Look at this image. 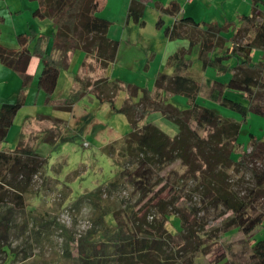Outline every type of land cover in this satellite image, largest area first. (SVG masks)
<instances>
[{
	"label": "trees",
	"instance_id": "16d2710c",
	"mask_svg": "<svg viewBox=\"0 0 264 264\" xmlns=\"http://www.w3.org/2000/svg\"><path fill=\"white\" fill-rule=\"evenodd\" d=\"M36 1L37 7L32 9L31 17L48 18L53 29L40 31L29 26L15 34L13 45L0 40V63L16 72L20 78L13 101L0 103V202L7 197L10 189H15L18 191L15 196L21 203L22 186L18 183L29 185L45 159L35 147L22 143V131L19 132L13 149L8 150L2 146L15 113L24 105L34 81V74L29 73L27 68L30 58L37 56L40 71L35 80L33 100L36 101L42 92L44 103L50 105L52 110H69L70 106L88 92L94 94L101 103L107 102L113 112L128 117L133 115L138 105H142L139 117L129 119L130 129L124 134L125 140L133 142L138 152L133 171L132 167H126L125 170H131L126 177L131 187L133 184V191L140 199L148 195H151V199L158 197L171 178H176L178 184L182 182V190L187 187L189 180H193L194 186L191 190L200 195L198 206L183 203L182 206L173 207L175 220L171 222L178 226L176 233H181L183 229L188 230L190 239L194 240L187 251H183L182 247L171 248L168 236L160 228L162 222L156 227L153 223L143 221L136 229L132 222L130 225L127 220L116 217L117 224L127 232L123 238L111 243L117 262L193 264V258L198 253L210 251L205 239H215L211 233L203 230L197 232L202 229L197 213L212 209L218 210L220 216H223L220 226L214 228L218 233L237 228L242 237L241 246L237 250L229 249V257H215L211 264L223 259L221 264H264V237L256 240L250 247L244 240L247 234L263 225L264 210H260L253 202L239 198L234 190L223 185L229 170L241 163V160L233 158V152L242 120H245L248 112L264 116V93L258 90L259 87L264 89V56L254 58L255 50H258V55L264 49V0H250L248 13H240L235 19L226 18L221 24L198 21L184 14L176 17L180 13V4L176 0H170L160 8L155 26L161 28L168 39L188 40L187 48L176 50L166 57L165 64L172 68V72L158 71L152 88L107 77L90 82L87 73L75 72L74 85L70 87L62 104H51L49 100L56 88L59 72L68 69L70 54L82 50L93 56L101 67H106L117 55L119 40L107 36L109 22L96 15L101 5L100 0ZM144 8L145 3L142 0H129L124 23L133 21L143 27ZM161 14L174 16V19L165 24ZM257 15L262 16V20H257ZM3 19L0 15V22ZM90 33L95 35L89 37ZM87 39H90L89 45H86ZM194 47L201 69L211 68L215 72L214 77L206 76L199 81L184 73L191 65L187 55ZM229 60H233V63H229ZM102 83L125 91L120 106H115L112 94H101ZM174 94L186 98L184 108L169 101ZM203 100L212 101L236 112L241 121L222 116L215 108L204 105ZM154 112L176 127L173 136L149 119ZM42 114L36 112L34 115H26L22 125ZM46 116L51 120L50 126L39 129L34 136L38 142H48L54 146L62 138L59 122L51 114ZM250 137L253 140L252 149L259 143L264 145V140L254 138L252 133ZM176 160L184 166L183 174L179 168L174 167L167 174L157 175ZM155 171H158L157 174ZM254 175L257 185L264 186V170L254 172ZM213 176L218 179L216 177L217 180H213ZM18 177H22L21 182L17 180ZM218 233L215 234L216 239ZM98 243L106 242L100 240ZM172 250L175 251L173 255L169 253ZM180 252L184 254L176 258L175 254Z\"/></svg>",
	"mask_w": 264,
	"mask_h": 264
},
{
	"label": "rangeland",
	"instance_id": "374dc122",
	"mask_svg": "<svg viewBox=\"0 0 264 264\" xmlns=\"http://www.w3.org/2000/svg\"><path fill=\"white\" fill-rule=\"evenodd\" d=\"M180 1L188 11H192L191 16L195 20L203 19L205 10L198 1L192 3L185 0ZM225 1H220L222 5L220 2L213 1L212 8L208 13L212 17L217 16L222 20L220 13L227 11L230 3H232L231 8L238 2V6L241 3L244 5L242 0ZM27 2L30 1L0 0V15L5 18L3 22H0V40L3 43L8 44L15 41L11 26L14 23L11 18L16 17L17 22H25V17H18L15 12L18 7H24ZM223 2L225 3L223 4ZM33 6L34 2L32 1L31 7ZM261 6L260 4V8ZM231 10L228 13H231ZM144 11L143 19L147 24L145 30L151 33L155 28L156 21V18H153L154 10L150 5H147ZM162 17L166 24L169 15L162 14ZM262 18L257 15V20L260 21ZM116 27H118L117 22L113 25L111 34L114 33ZM115 31L116 37H124L123 39L127 40L128 35L124 29L120 27ZM94 35L95 33H90L88 36L93 37ZM87 41L86 45H89L90 39ZM148 43L150 49L155 50L160 47L157 38L151 37L148 39ZM139 49L141 50V47L138 45L132 46L127 42H122L118 50L117 64L128 69L129 65L127 66V64L132 61V55L138 53L139 56ZM188 57L191 60V65L184 71L186 75L200 81L214 72L211 68L201 69L200 61L196 57V50ZM33 58L39 60L38 57L33 56ZM138 58L134 57L136 62L139 60ZM159 59L160 57L157 56L154 61L149 62L151 70L157 67ZM145 60L147 58L142 57L141 64ZM228 62L233 63V60ZM82 65L80 72L87 73L90 82L103 77L120 79L115 78L116 75L111 76L109 70L106 74L97 71L96 73L86 72L87 64L83 61ZM96 66L98 65L95 64V68H97ZM39 71L40 63L38 62V66L33 72L34 81L30 86L26 101L16 111L14 121L2 146L8 150L13 149L17 143L19 132L22 131L24 136L22 143L35 147V150L45 159L29 185L18 183L22 186L21 203L15 196V192H18L15 189H10L7 197L0 202V240L2 241L0 242V264H122L115 259L111 244L117 239L123 238L124 233L127 234L126 229L117 224V218L127 220L130 225L132 222V226L136 229H138L137 225L143 221L153 223L156 227L159 226V222H162L160 228L162 233L168 236L167 240L171 248L182 247L183 251H187L194 240L190 239L188 230L183 229L181 233H176L178 226L172 223L175 220V215L172 212L174 206H182L183 203L199 205V193L191 190L194 181L189 180L187 187L182 190L180 188L182 182L178 184L176 178H171L167 182V187L158 197L151 199L149 198L151 195H148L140 199L133 191V184L131 187V183L126 177L131 170L125 169L132 167L133 171L138 152L133 142L125 140L124 134L130 129L129 119L139 117L142 105H138L133 115L128 117L122 113L113 112L107 102L101 103L94 94L88 92L70 106L69 110H52L50 105L44 103L43 98H40L37 104L34 103L35 80ZM63 72V70L60 71L61 81L56 85L51 100L56 104L63 103L65 93L69 91V87L74 85L71 76L68 77L67 74H65V81L63 77L65 72ZM14 74H16L15 77L10 78L7 82H1L5 78L0 76L1 102L13 101L16 95L20 79L16 72ZM127 75L132 78V82L126 80L127 82L142 87H148L154 81V76L150 77L151 72L147 73L142 67H139V71L136 73L133 70L132 73L127 71ZM100 89L103 95L112 94L115 106H120L125 97L123 89L104 83L101 84ZM258 90L264 93V89L261 87ZM262 93L260 97L263 100ZM234 97L237 96L234 95ZM169 101L179 108L186 106V98L182 95L174 94L169 98ZM202 103L215 108L222 116L241 121L240 116L230 109L208 100H203ZM35 112L44 115L42 114L37 119L33 118L22 126L25 115H33ZM47 114L56 117L60 126L62 138L54 146L48 142H38L34 136L39 129L50 126L51 120L46 116ZM149 119L167 134L171 136L175 134L176 127L170 121L162 118L159 113H152ZM251 133L254 138L264 140L263 115L248 112L245 120H242L233 152V158L241 160V163L229 170L224 181L225 184H222L234 190L239 198L253 202L260 210H264V186L257 185L254 175V172L264 170V145L259 143L252 149ZM84 142L87 144L85 145ZM174 167L179 168L181 174L184 173L185 168L179 160L171 163L158 174V171L154 173L161 176L167 174V171ZM153 170H156V167H153ZM157 175L154 179L157 178ZM216 177L213 176V180ZM17 180L21 182L22 177H18ZM251 190L253 193H250ZM158 199L160 200L158 201ZM165 215L167 216L165 217ZM186 215L191 216L190 214ZM197 216L199 224L202 225V229L197 232L203 230L206 233H211L215 239H205L210 251L203 254L198 253L193 258V264H211L215 257H229V249L235 251L241 246L242 235L237 228L219 233L214 229L220 226L223 218L218 210H201ZM216 233H218L217 239ZM263 237L264 223L247 234L244 240L250 247L256 240ZM100 240L106 243H98ZM94 247L100 249L95 250ZM174 252L173 250L169 251L172 255ZM183 254L184 252L177 253L175 257L179 258ZM223 261L224 259L216 264H221Z\"/></svg>",
	"mask_w": 264,
	"mask_h": 264
},
{
	"label": "crops",
	"instance_id": "0c3cea01",
	"mask_svg": "<svg viewBox=\"0 0 264 264\" xmlns=\"http://www.w3.org/2000/svg\"><path fill=\"white\" fill-rule=\"evenodd\" d=\"M29 1L30 2H27V4L24 7H22V8L18 7L16 9V12H15V13L18 14V17H20V16L25 17V19H26L25 22H19V21L17 22V20H16L17 18L16 17H12L11 18L13 23H14V24L11 25L12 26V32L14 33V36H15V34L18 31L26 30L27 27H29V26H32L36 30H40V31H43V30L47 31V30L53 29V24H52L51 20H49L48 18L37 19V18L31 17V11H32V9L37 7V1L36 0H29ZM32 1L34 2V6L33 7H31ZM142 1L145 3V6L150 5V7L154 10V17L153 18L157 19V16L160 14V8L162 6H164V5H166L170 0H147V1L146 0H142ZM176 1H178L179 4H180V13L178 15H176V17H179L181 14L190 15V16L192 15L191 14L192 11H188V9H186L185 6H183V4H181L180 0H176ZM194 1H198V3H200V5L204 8L205 15L203 16L202 21L207 22V23L208 22H215L217 24H221L223 22V20L226 19V18L227 19H235L236 16H238V14H240V13H248L250 11V0H242L244 5H242V3H241L238 6V4H239V2H238L237 5L235 4L233 8H231L232 3H230L229 4V9H227V11H223V12L220 13V16L222 18V20H220L217 16L212 17L208 12H209V9L212 8L211 4H212L213 1L218 3L221 0H193V1L188 2V3H192ZM223 1H225V0H223ZM128 2H129V0H100L101 5H100V8L97 11L96 15L98 17L103 18V19H105V20H107L109 22V26H108V29H107V36L109 38L119 40L118 50H119V47H120L122 42H127L129 45H132V46L138 45V46L141 47V50L140 49L138 50L139 51V56L137 55L138 53L135 54L136 56L132 55V61H130V63L127 64V66L129 65V68L125 69L122 66H120L119 64H117L118 61H116V59H117V57L119 55L118 54V50H117V55H116L114 61L110 62L106 67H100V65L98 64V62H96V60H95V58L93 56H91V55L88 56V54H85L82 50H77V51H74L73 53H71L70 56H69L68 69L70 67V70H68V69L63 70L65 72V73L63 72L64 73V76H63L64 79H65V74H67L68 77L71 76V78L73 80L74 73L75 72H80L82 70L83 61H84L85 64H87L86 65L87 71L85 70L86 72H88V71L92 72L93 71L94 73H96V71H97V72H104L106 74L107 71L109 70L110 73H111V76L116 75L115 78H120V79H124V80L131 81V82H132V78L128 77L127 71L132 73V70H133L134 73H136V72L139 71V67H142L147 73L151 72L150 77L151 76L155 77V74L158 71L172 72V68L165 64L166 57L169 54H171L174 51H176V50L187 48L188 40L186 38L168 39L163 34L162 29L161 28H157L156 26H155L153 32H151V33L149 32L148 33L145 30L146 29L145 27L147 25L146 22H145V25L143 27L138 26L133 21L132 22L129 21L127 23H124L125 22V13H126V8H127V5H128ZM225 2L228 3L227 1H225ZM225 2H223V4ZM221 5H222V3H221ZM242 8H244V9H242ZM27 10L30 12L29 14H28ZM229 10H231V13H228ZM258 11H259V8H258ZM173 19H174V16H169V19L166 21V23H170L171 21H173ZM4 20H5V18L3 19V21ZM206 20H208V21H206ZM115 22L118 23V27L114 28V33L111 34L112 27L115 24ZM120 27L122 29H124L125 33L128 35L127 40H124L123 39L124 37H116L117 35H116L115 29H119ZM131 34H132V37H130ZM148 34H150L151 36L148 35ZM0 36H1V33H0ZM151 37L157 38V40L159 42V46H160L159 49H155V50L150 49V45L148 43V39H150ZM13 44H15V41L8 43V45H13ZM144 50H146L147 52H144ZM195 50H196V47H194L192 49L191 53L194 52ZM257 51L258 50L254 51V58L256 56H259V57L263 58V56H264L263 53L264 52H262V51L260 52L259 51L261 54L257 55V53H258ZM151 52H154L155 54L152 55ZM191 53H189L187 55V57ZM157 56L160 57L159 62H158L159 64L157 65V67H155V69L151 70L149 62L150 61H154ZM34 57H37V56H34ZM134 57H135V59L137 57H139L138 58L139 60L136 62ZM142 57L143 58H147V60H145L141 64ZM86 58H87V60H86ZM133 61H134V63H131ZM38 62L40 63L39 60H35L33 58V56H32L30 58V61H29V64H28L27 71L29 73L33 74L34 70L38 66ZM95 64L98 65V66H96L98 69L95 68ZM73 70H75V71H73ZM14 73L15 72L13 70L9 69L8 67H6V66H4V65H2L0 63V76L5 78L4 81L1 80V82H7L10 78L15 77L14 75H16V74H14ZM214 73L215 72H211L210 76L214 77L215 76ZM82 74H84V73H82ZM61 76H62V74L59 72L57 84L59 83V81H61L60 80ZM154 77H153V79H154ZM65 81H66V79H65ZM148 87L152 88L153 87V83H152V85H150ZM29 90H30V88H29ZM29 90H28V92H29ZM67 93H68V91L65 93V96H64L63 100H65V98L67 96ZM53 96H54V94L52 93L49 102L51 104H56V103L51 102V100L53 99L52 98ZM40 98L41 99L43 98L42 92L38 95V97H37L36 101H34V103L37 104V102L39 101Z\"/></svg>",
	"mask_w": 264,
	"mask_h": 264
},
{
	"label": "built area",
	"instance_id": "2783aa9c",
	"mask_svg": "<svg viewBox=\"0 0 264 264\" xmlns=\"http://www.w3.org/2000/svg\"><path fill=\"white\" fill-rule=\"evenodd\" d=\"M187 2H191V1H193V0H186ZM84 144L86 145L87 144V142H84Z\"/></svg>",
	"mask_w": 264,
	"mask_h": 264
}]
</instances>
